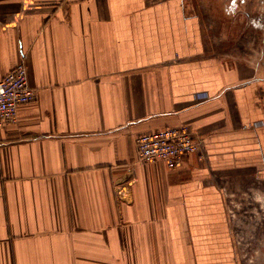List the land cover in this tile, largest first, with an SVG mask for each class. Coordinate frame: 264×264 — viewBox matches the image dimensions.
Masks as SVG:
<instances>
[{
    "label": "crops",
    "instance_id": "0c3cea01",
    "mask_svg": "<svg viewBox=\"0 0 264 264\" xmlns=\"http://www.w3.org/2000/svg\"><path fill=\"white\" fill-rule=\"evenodd\" d=\"M0 0V81L36 101L0 128V264L235 259L228 199L264 191V51L220 0ZM188 126L182 165L139 136Z\"/></svg>",
    "mask_w": 264,
    "mask_h": 264
},
{
    "label": "built area",
    "instance_id": "2783aa9c",
    "mask_svg": "<svg viewBox=\"0 0 264 264\" xmlns=\"http://www.w3.org/2000/svg\"><path fill=\"white\" fill-rule=\"evenodd\" d=\"M37 92L27 81L25 57L0 81V128L13 125L20 105L36 101ZM200 142L186 126L168 127L146 133L136 140L138 163L163 162L168 169L182 165L183 159L198 151Z\"/></svg>",
    "mask_w": 264,
    "mask_h": 264
},
{
    "label": "rangeland",
    "instance_id": "374dc122",
    "mask_svg": "<svg viewBox=\"0 0 264 264\" xmlns=\"http://www.w3.org/2000/svg\"><path fill=\"white\" fill-rule=\"evenodd\" d=\"M228 0H220L214 13L226 14L224 6ZM245 11L249 13L238 25L243 26L245 31L252 30L249 16L252 19L264 18V0H245ZM198 12H206L202 0H197ZM242 8V6H241ZM243 13V12H242ZM237 15H240L238 13ZM230 16L229 24H235L238 16ZM243 15V14H242ZM235 21V22H234ZM256 21V20H255ZM261 31H258L262 39L264 51V23L260 21ZM236 29V27L234 28ZM237 31L241 28L237 26ZM252 33H246L245 37H251ZM230 206V220L235 224L232 235L235 249V259L229 262H217L215 264H264V191L255 195L253 198H245L243 205L238 204L235 199H228Z\"/></svg>",
    "mask_w": 264,
    "mask_h": 264
},
{
    "label": "flooded vegetation",
    "instance_id": "af4514ba",
    "mask_svg": "<svg viewBox=\"0 0 264 264\" xmlns=\"http://www.w3.org/2000/svg\"><path fill=\"white\" fill-rule=\"evenodd\" d=\"M245 3H246L245 0H228L226 5L224 6V10L226 11V14H228V15L233 14L234 16H236L238 13H240L239 16L241 17V19H239V22H241L249 14V13H246L245 11H243V10H245V7H244ZM241 6H242V8H241ZM249 19L251 21V22H249V23H251L249 25H251V27L254 28L252 30L248 29L249 27L247 26V30L245 31L243 26H241V25L239 26L238 24H236V28H237V26L240 27L244 36H245L246 33L253 32V31L258 33V31H261L260 30L261 29V25L259 24L260 21H263V23H264V18L255 19L256 20L255 21L254 19H252L249 16ZM243 23H244V21H243Z\"/></svg>",
    "mask_w": 264,
    "mask_h": 264
}]
</instances>
